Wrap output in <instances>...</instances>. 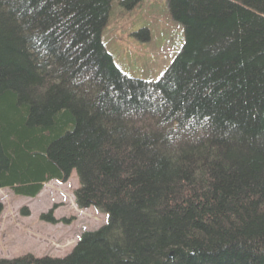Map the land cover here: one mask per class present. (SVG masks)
<instances>
[{
	"label": "trees",
	"instance_id": "obj_1",
	"mask_svg": "<svg viewBox=\"0 0 264 264\" xmlns=\"http://www.w3.org/2000/svg\"><path fill=\"white\" fill-rule=\"evenodd\" d=\"M112 1L0 0V189L75 170L106 217L0 264H264V0H167L184 44L155 82L105 50Z\"/></svg>",
	"mask_w": 264,
	"mask_h": 264
},
{
	"label": "rangeland",
	"instance_id": "obj_2",
	"mask_svg": "<svg viewBox=\"0 0 264 264\" xmlns=\"http://www.w3.org/2000/svg\"><path fill=\"white\" fill-rule=\"evenodd\" d=\"M100 40L122 74L155 82L180 52L184 33L171 18L167 0H113ZM77 188L73 170L66 180L45 184L34 198L0 189V260L63 258L84 232L102 227L103 214L75 205Z\"/></svg>",
	"mask_w": 264,
	"mask_h": 264
}]
</instances>
